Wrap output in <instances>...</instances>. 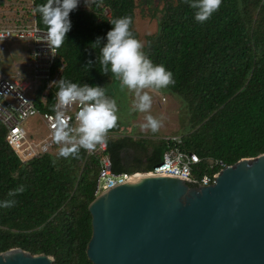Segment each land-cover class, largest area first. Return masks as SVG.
I'll return each mask as SVG.
<instances>
[{
	"label": "trees",
	"instance_id": "1",
	"mask_svg": "<svg viewBox=\"0 0 264 264\" xmlns=\"http://www.w3.org/2000/svg\"><path fill=\"white\" fill-rule=\"evenodd\" d=\"M44 3L34 0L32 11ZM138 4L95 0L90 11L71 12V30L56 48L54 73L63 64L57 82L64 78L81 86L105 87L113 99L112 86L119 81L111 71L103 73L100 46L92 45L101 38L103 47L112 28L109 22L125 16L132 18L130 30L138 39L133 29ZM100 6L109 8V20L101 16ZM151 10L158 28L146 38L143 51L173 74L174 85L165 89L180 100L184 126L180 136L170 137H180V150L199 157L192 176L211 175L215 160L230 166L263 154L264 0H222L203 23L195 20L185 0H165L162 8ZM35 20L47 30L39 13ZM89 61L92 66L86 68ZM56 90L53 86L48 92L49 107L44 109L36 100L40 112H50ZM127 127L118 118L106 134L115 135L105 139L115 174L151 171L174 145L163 137L133 136L132 131L119 135ZM6 132L0 123V201L14 199L15 205L0 207V253L21 249L50 256L53 264H93L86 256L92 234L88 206L95 199L101 154L80 149L79 158H64L55 147L23 164L5 142ZM20 185L25 191L9 197Z\"/></svg>",
	"mask_w": 264,
	"mask_h": 264
},
{
	"label": "water",
	"instance_id": "2",
	"mask_svg": "<svg viewBox=\"0 0 264 264\" xmlns=\"http://www.w3.org/2000/svg\"><path fill=\"white\" fill-rule=\"evenodd\" d=\"M200 187L178 177L120 183L89 204L93 264H264V153ZM0 264H53L21 249Z\"/></svg>",
	"mask_w": 264,
	"mask_h": 264
},
{
	"label": "clouds",
	"instance_id": "3",
	"mask_svg": "<svg viewBox=\"0 0 264 264\" xmlns=\"http://www.w3.org/2000/svg\"><path fill=\"white\" fill-rule=\"evenodd\" d=\"M194 10L197 22L207 21L216 12L222 0H185ZM87 3V0H86ZM79 0H46V3L33 9V14L39 13L43 24L47 27L48 43L51 48H59L66 34L71 30L70 13L77 9ZM108 31L107 43L101 47V38H97L93 47L100 46L99 62L105 75L109 71L120 82L121 90L127 89L134 93L135 110L147 113L152 107V96L149 91H159L174 85L172 72L163 65H156L143 51L144 44L135 38L130 30L131 17L114 18ZM92 61L86 68H91ZM56 86L55 113L51 119L53 123L52 140L59 146V155L67 158H79L80 149L93 151L97 144L104 142L107 132L118 120L115 100L105 94V87L82 86L64 78L53 82ZM73 105L78 106L75 112V124L67 110ZM143 128L156 131L159 121L152 115L145 117ZM55 163V161L53 162ZM25 191L23 185L9 191L8 196L14 197ZM15 205L14 199L0 201V207L10 208Z\"/></svg>",
	"mask_w": 264,
	"mask_h": 264
},
{
	"label": "built area",
	"instance_id": "4",
	"mask_svg": "<svg viewBox=\"0 0 264 264\" xmlns=\"http://www.w3.org/2000/svg\"><path fill=\"white\" fill-rule=\"evenodd\" d=\"M33 1L30 0L31 5ZM94 1L87 0L86 3V0H79L77 10L90 11L91 4ZM99 8L101 9V16L109 20L111 18L109 8L104 6ZM31 13L32 22L30 24H24L18 19L14 20L11 26H3L0 23L1 51L5 49L4 43L8 41H27L31 44L30 64L28 65L30 72L28 76L21 77L20 74H16L14 78H11L0 72V123L7 131L5 142L23 164L43 154L50 153L55 147H59L52 140L51 124L53 120L51 118L55 115L52 111L56 103L55 99L54 103L50 105V112H40L35 102L36 100L40 101V105L44 109L49 107L48 92L52 89L53 82H57L63 64L54 73L53 68L58 58V51L56 48L49 46L47 30L37 26L33 11ZM76 111H78L76 105L67 110V115L71 117L72 124H75ZM35 116L41 119L47 130V135L38 140L32 137L28 138L24 128L26 123ZM120 133L119 135H124L125 130L121 129ZM109 137L114 138L115 135L106 136L105 139ZM164 141L171 142L174 145L169 147L163 154L162 161L159 164L145 173H113L111 159L106 153L105 140L103 143L97 144L93 151H87L89 155L95 152L101 154L94 197H98L103 192L126 182L137 174L178 177L188 182L196 181L200 187H206L214 184V176L227 167L222 161L215 160L211 165V169H215V172L211 175H203L200 179H195L192 174L194 167L200 162L199 157L193 153L180 150L178 145L181 140L178 136H167Z\"/></svg>",
	"mask_w": 264,
	"mask_h": 264
},
{
	"label": "rangeland",
	"instance_id": "5",
	"mask_svg": "<svg viewBox=\"0 0 264 264\" xmlns=\"http://www.w3.org/2000/svg\"><path fill=\"white\" fill-rule=\"evenodd\" d=\"M140 0H136L137 4ZM30 0H0V15H4L6 19L11 16V19H18L24 24L32 22ZM164 4V3H163ZM163 4L158 6L162 8ZM141 4L134 10L133 29L137 33L138 40L143 44L146 38L156 34L157 20L153 17L155 7H150L148 10ZM11 12V13H9ZM16 15V16H15ZM5 49L0 50V71L6 75H13L16 72V65L27 62V45L24 42L8 41L4 43ZM20 70V69H17ZM119 85L113 84V99L117 106V117L122 123H126L127 128H123L125 132H131L133 136L143 138L157 137L165 138L172 135H181L183 130V108L180 100L172 96L166 89L159 91H149L152 96V107L147 113H141L134 109V93L127 89L121 90ZM164 98V101H163ZM152 115L159 121V127L156 131L150 128H143L146 123L145 117ZM25 131L28 138L32 137L35 140L43 138L47 135V130L41 119L37 116L32 117L25 125Z\"/></svg>",
	"mask_w": 264,
	"mask_h": 264
},
{
	"label": "crops",
	"instance_id": "6",
	"mask_svg": "<svg viewBox=\"0 0 264 264\" xmlns=\"http://www.w3.org/2000/svg\"><path fill=\"white\" fill-rule=\"evenodd\" d=\"M30 6H31V11H32V5L30 3ZM11 13V12H9ZM16 16V15H15ZM15 17L13 19H11V16L6 19V17H4V15H0V23L3 25V26H11L13 24V21H14ZM24 42L26 45H27V62H24L22 64H17L16 65V72L15 74L9 76V75H6L4 73H1L8 76V77H11V78H14L16 76V74H20L21 77H26L29 75V72H30V68H29V64H30V56H31V44L27 41H22ZM17 69H20V70H17Z\"/></svg>",
	"mask_w": 264,
	"mask_h": 264
},
{
	"label": "flooded vegetation",
	"instance_id": "7",
	"mask_svg": "<svg viewBox=\"0 0 264 264\" xmlns=\"http://www.w3.org/2000/svg\"><path fill=\"white\" fill-rule=\"evenodd\" d=\"M164 1L165 0H140L139 2H141L142 7L145 6V9L148 10L151 6L155 8L160 6Z\"/></svg>",
	"mask_w": 264,
	"mask_h": 264
},
{
	"label": "bare ground",
	"instance_id": "8",
	"mask_svg": "<svg viewBox=\"0 0 264 264\" xmlns=\"http://www.w3.org/2000/svg\"><path fill=\"white\" fill-rule=\"evenodd\" d=\"M142 177H149V176L148 175L137 174V175H134L131 178H129L127 181L132 180V179L142 178Z\"/></svg>",
	"mask_w": 264,
	"mask_h": 264
}]
</instances>
